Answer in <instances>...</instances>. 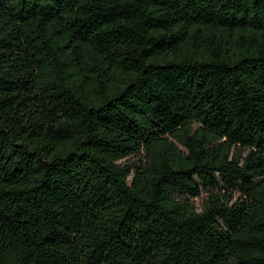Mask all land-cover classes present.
<instances>
[{"label": "trees", "instance_id": "obj_1", "mask_svg": "<svg viewBox=\"0 0 264 264\" xmlns=\"http://www.w3.org/2000/svg\"><path fill=\"white\" fill-rule=\"evenodd\" d=\"M0 264H264V0H0Z\"/></svg>", "mask_w": 264, "mask_h": 264}]
</instances>
